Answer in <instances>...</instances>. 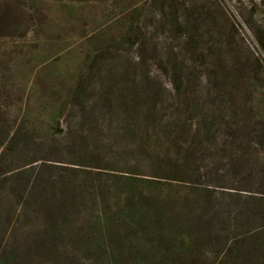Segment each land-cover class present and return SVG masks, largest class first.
<instances>
[{
  "label": "rangeland",
  "instance_id": "obj_1",
  "mask_svg": "<svg viewBox=\"0 0 264 264\" xmlns=\"http://www.w3.org/2000/svg\"><path fill=\"white\" fill-rule=\"evenodd\" d=\"M263 31L264 0H0V151L14 132L26 144L3 172L35 161L49 164L46 173L63 163L162 173L173 157L162 123L177 103L165 67L180 65L206 111L231 122L230 113L255 112L253 102L264 108ZM126 33L143 38L131 45ZM239 139L221 124L219 151L207 143L204 162L221 163L228 187H251L231 167ZM13 187H0V256L17 250L30 254L26 264H57L29 252L39 216L19 217Z\"/></svg>",
  "mask_w": 264,
  "mask_h": 264
},
{
  "label": "trees",
  "instance_id": "obj_2",
  "mask_svg": "<svg viewBox=\"0 0 264 264\" xmlns=\"http://www.w3.org/2000/svg\"><path fill=\"white\" fill-rule=\"evenodd\" d=\"M175 25L184 28L179 17ZM142 38L124 34L131 45ZM179 66L164 69L177 103L162 123L166 151L173 156L162 173L147 177L130 167L107 171L77 163L46 173L49 164L35 161L4 173L1 166L19 161L26 150L21 133L7 138L0 151V187L14 183L19 217L39 216L24 240L29 252L57 264H208L212 258L215 264H264V108L253 102L249 109L255 112L230 113L226 123L227 113H209L193 96ZM243 94L255 100L252 92ZM221 124L240 138L231 167L248 173L251 187H228L219 176L221 163L204 162L207 143L219 151ZM26 255L15 250L1 255L0 264H26Z\"/></svg>",
  "mask_w": 264,
  "mask_h": 264
}]
</instances>
